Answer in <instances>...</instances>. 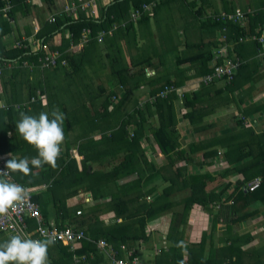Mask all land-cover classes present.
<instances>
[{
	"label": "crops",
	"instance_id": "0c3cea01",
	"mask_svg": "<svg viewBox=\"0 0 264 264\" xmlns=\"http://www.w3.org/2000/svg\"><path fill=\"white\" fill-rule=\"evenodd\" d=\"M0 1L3 2V5L0 6V157L5 162L11 158L10 154L16 158H29V167L32 171L27 175L18 171H10L9 180L23 188H31V198L35 194L40 195L43 208L39 206V203L34 202L39 206L47 222L53 221L59 227L74 228L69 218L61 220L57 217L56 212L59 210V205L63 204L64 207L74 211L76 215H80L83 210L108 200V197L95 198L89 189H76L78 185L68 181L59 183V180L67 178V169L64 166L55 168L48 164L40 168L32 166L31 158L38 156V152L33 145L28 144L21 137L16 129V122L21 119L20 113L38 117L41 112H44L50 115V119L52 118L51 113L55 110L63 113L65 138L60 145L57 164H61L60 159L64 158L67 152L69 156L66 159L69 157L76 159L77 169L74 170L77 172L81 168L80 159L84 154L80 147L86 140L98 135L96 124L115 125L116 127L127 112L135 114L136 111L145 109V112L147 111L150 116L153 114L147 122L149 125L146 129L147 132L139 141L145 151L147 161L155 162L161 166L168 162V157H171L172 154L176 158L191 156L192 160L189 162L185 159L177 160L174 168L182 169L184 177L193 176L196 173L207 174L209 177L206 179L205 190L207 192L212 190L216 193L222 192L220 197L217 195L205 205L193 202L188 197H184L190 193L191 186H181L174 172L173 180L177 182V185L172 186L174 191L168 198L170 205L168 210L188 212L186 224H180L179 227L184 232V246L197 242L205 232L208 234L214 227L215 240L212 239L215 241L214 247L229 245L230 241L221 240H230L231 236L237 235L239 260H243L244 264H264V203L254 201V197L244 200L236 195L241 192L248 199L247 183L254 178L261 179L262 169H264V157L261 155L264 152V55L262 54L264 46L257 39L249 37L252 34L259 35L264 32V24L261 26L258 23H255L254 26L250 25V17L259 14V12L264 14V0L141 1L144 3L158 1L157 6L147 12L152 17L149 22L145 23L146 33L142 22L132 21L136 35L133 34V29L130 32L129 30L122 32L126 34L122 35L119 26L125 28L128 23H132L129 22L130 14L136 8L133 1L128 0L120 7L122 11H125V20L116 22L111 27L96 30L94 35L92 32L95 30L85 25L81 27L80 34L75 39H73V33L68 25L81 19L89 22L102 21L106 18L107 8L114 3V0H94V3L87 0H25L28 5L27 9L15 6L11 0ZM84 3L89 4L87 9L81 8L85 6ZM70 7L76 9L75 14L67 15L65 13V9ZM91 10H93V16L89 14ZM235 10L247 12L246 18L241 22H228L239 24L247 31H254H249L250 34L239 37L237 41L228 39L229 28L226 26L228 22L223 25L225 27L215 25L214 23L217 21L211 17L221 11L234 12ZM159 11L162 12L167 24V27L162 31L158 29L155 18ZM109 17L111 18V15ZM152 21L156 24L155 28H153ZM83 28L90 29L86 42L81 41ZM100 35L101 40L99 41L98 36ZM46 37L49 49L56 50L60 54L57 64L60 67L59 72H55L51 66L42 67L40 61L42 53L35 51V48L32 50L30 48L29 43L36 40L45 43ZM149 37L153 39V42L147 44ZM162 38L169 43L164 42ZM63 39L69 42L68 47L64 49L65 55L67 52L70 55H79L83 52L85 54L86 61L81 69L72 76L67 74L70 70L69 60L59 49ZM113 39L116 44H111L114 42ZM92 40L97 43L91 42ZM157 41L159 43L156 44ZM197 42H204L210 47L208 48L209 55L213 50L225 46L230 57H237L241 61L240 67L230 82L220 79L204 85L201 77L205 68L200 65L199 61L177 63V53L186 59L199 53L196 47H192V44ZM19 43L22 44L21 47L17 45ZM116 47L118 51L115 50ZM17 50L22 51V55L29 56L21 58L22 56L17 54ZM162 51L164 53L159 54ZM112 52H116L119 56L118 65L128 67L134 61L146 59L153 62L159 54L163 58L164 66L157 69V62H154L157 63L156 65H145L142 70L145 77L140 78V71L136 69L137 71L135 70L133 76L127 79L125 85L113 83L115 85L113 87L109 84L114 80L109 74L108 66L109 57H115L111 55ZM21 59L23 60L21 61ZM61 60H64L65 63L62 64ZM207 66L210 67L209 61H207ZM102 70H106L104 73H108L107 80L100 78ZM161 73L162 76L159 79ZM167 78L174 81L169 84L173 85L174 89L168 96L172 99L175 115L174 126L177 130L175 152L168 155L160 151L151 131H149L151 127L158 126V117L154 107L151 106L153 105L152 99H156V95L168 85L165 83ZM97 80L99 82L96 84L97 92L94 96L102 94V90L111 91L112 87L114 91L121 95L127 94V96L126 100L121 103L120 112L115 113V106L110 103V105L108 104L109 109L99 113L100 117L93 122L92 118L102 108L101 101H94L90 104L87 102V108H85L82 105L86 103L87 99L89 100L88 93L79 87L83 88L85 84L96 83ZM137 80L140 82L136 87L134 84ZM78 84L81 85L77 87ZM157 88L159 89L156 90ZM99 90H101L100 93ZM75 94L78 95L71 103L70 99L74 98ZM73 95L75 96L71 97ZM64 96L67 97L63 98ZM187 98H192L190 106L185 105ZM51 102L54 105L50 107L49 103ZM187 112H192L195 119L188 121L184 117ZM239 116H243L244 120H240ZM133 126V123L128 125V130L133 132ZM259 135L261 136L260 140L250 143V138L254 140V137ZM262 139L263 143H260ZM238 143H242L243 146L238 154L234 155V159H236L234 161L237 162L234 164L230 162L227 154H229V149ZM206 146L210 147L205 149ZM210 148L217 149L215 155L202 157L203 153H206ZM148 153L151 158L147 155ZM245 167H248V170L241 169ZM17 176L20 179H17ZM144 176H152V174L144 172ZM245 176H248L249 179L243 181ZM136 177L137 175L132 174L121 181ZM166 178L163 174L160 179L157 176H152L144 184L143 191L153 186L156 188L144 196L146 202L156 199L164 200L160 197L161 190L171 187V184L165 181ZM87 193L91 194L89 201L84 200V195ZM235 203L239 206L238 215L241 216L238 221L234 220L237 214L229 209ZM77 210L81 211L80 214H77ZM109 214L111 213L101 217L106 224L113 217H110ZM216 215L219 216V221L213 223V218ZM170 220L171 216L164 214L155 222L147 224L145 235L148 239L142 240L140 243L137 241L131 249L126 243L117 244L104 237L100 238L112 244L118 257L131 259L137 256L141 264H158L157 260L171 249V242L168 240ZM74 229L82 230L87 234L84 228ZM176 231L175 229L172 233H176ZM11 236L0 233V243L5 242ZM62 243L68 247V251L71 253L70 262L72 264H84L87 263V260L96 261L97 259L96 254L91 251L77 252L81 248L82 242L73 250L68 244ZM121 244L126 246L124 251L119 249ZM94 246L100 256L99 264H109L105 254L100 252L95 244ZM180 262L176 264H189L186 254H182ZM65 263L67 264L68 261ZM229 263V260H223L216 264Z\"/></svg>",
	"mask_w": 264,
	"mask_h": 264
},
{
	"label": "trees",
	"instance_id": "16d2710c",
	"mask_svg": "<svg viewBox=\"0 0 264 264\" xmlns=\"http://www.w3.org/2000/svg\"><path fill=\"white\" fill-rule=\"evenodd\" d=\"M127 1L128 0H114V3L107 8L106 18L100 22H89L84 19L71 22L68 26L73 33V39L79 36L81 27L85 25L90 26V28L92 27L93 30H95L94 32H92V34L94 35L96 33V30L111 27L114 23L125 20V11H122L120 7L127 3ZM132 1L135 7H138L142 3H144L141 1L148 0ZM163 1L166 0H162V2ZM11 2L15 6H21L25 9L28 8L25 0H11ZM1 5H3V2L0 1V6ZM149 14L150 13H145V15L143 14L141 16L142 18L140 17L141 19L139 18L137 20L138 22H142L141 24L143 25L142 27L144 28L145 33V23L147 21L149 22V19L152 17V15ZM110 15L111 18L109 17ZM60 22L62 23V20ZM129 22L132 21L129 20ZM250 22V25L254 26L255 23H258L261 26L262 24H264V14L259 12V14L253 15L252 17H250ZM214 24L223 26L227 24V22L222 23L217 21ZM57 25L59 24L57 23ZM226 26H228L229 28V32L227 33L228 39H231L233 41H237L239 37L250 34L249 31H253H247L239 24L232 22H228V25ZM119 28H121V33L128 30L130 32L133 29V22L128 23V26H126L125 28H122L121 26H119ZM133 34L136 35V31L134 29ZM122 35L126 34L122 33ZM46 41L47 37L45 38V42ZM91 42L97 43L94 40H92ZM168 43L169 42H167V44ZM68 44L69 42L63 39L59 49L63 52L64 57L68 58L69 60L70 70L67 74L68 76H72V74L81 69L86 59L84 52L79 55H70L67 52L65 55L64 49L68 47ZM111 44H116L115 40ZM192 47H196L199 50V53L187 59L183 58L180 54L177 53V63L184 64L188 62L192 63L199 61L200 65L205 68L203 73H207L211 70V66H207V61L211 62L212 59V54H208V48L210 47L207 46V44L204 42L194 43L192 44ZM115 50H117V47ZM21 52L22 51L17 50V54H20V56H22L21 58H27L29 56L22 55ZM160 53L163 54L164 52L162 51L159 52V54ZM159 54L156 56L157 58L153 62H150V60L148 59L142 61H134L131 66L127 67L126 65H118L119 61L117 59H119V56L116 52H112L111 55L115 57H109L108 66L110 68L109 74L114 81L109 83L111 84L110 86L113 85L114 87L115 85L113 83H116L118 85H125V83H127V79L133 76L136 69L140 71V78H142L143 76L145 77V73L142 71L145 65H156L158 63L156 65L157 69L160 66H164L163 58ZM22 60L23 59H21V61ZM57 64L55 66H51V68H53L55 72H59L60 67H58ZM104 71L106 70H102L103 73L100 71V78H104L107 80L108 73H104ZM161 76L162 73L160 74L159 79H161ZM139 82L140 81L137 80L134 85L136 87L139 86ZM171 82L174 81H172L170 78H167L165 80V83H168V85ZM113 87L110 89L111 91L105 92L104 90H102V94L95 96L92 95L93 99L96 102L101 101L102 104L101 110L98 111L97 115L92 118L93 122L100 117L99 113H103L104 110L109 109L108 104L110 105V103L114 104L115 113L121 111V103L126 100L127 94L121 95L117 91H114ZM158 89L159 88H157L156 90ZM100 92L101 90H99V93ZM154 100L155 101H153V105L151 106L154 107L155 113L158 117V126L151 127L149 131H151L152 137L154 138V141L158 145L160 151L168 155L169 153L175 152V143L177 138V130L174 126L175 115L172 99L169 96L166 99H163L156 95V99ZM190 100H192V98L185 99V105L190 106ZM87 102L91 103L94 101L88 100ZM87 102L82 106L87 108ZM52 105H54L52 102L49 103L50 107ZM191 113L192 112H187L184 116L188 121H192L195 119V115ZM152 116H150L147 111L145 112V109H142L141 111H136L135 114L127 112L125 114V117L122 118L119 123H117L116 127L115 125L103 126L96 124L98 135L94 138L86 140L80 147V150L83 151L84 154L82 155V159H80L81 168L77 172L74 170L77 169L75 163L76 159L73 157H69V159H66V157L69 156V154L66 152V156L60 159L61 164H57V166H64L65 169H67V178L59 180V183L62 184L66 181L74 183V185H78L76 186V189H89L95 198L108 197V200L101 201L99 204L83 210L80 215H76L74 211L72 212L70 209L64 207V205L61 204L59 205V210H57L56 212L57 217L61 220L69 218V221L74 225V228H84L87 233L86 235L94 240L100 237H104L107 240H110L117 244L126 243L128 248L131 249L133 244H135L137 241L138 243H140L142 242V240L148 239V237L145 235V227L147 224L155 222L164 214H169L171 216V222L168 228V240L171 242V249L170 251L165 252L164 255H162L157 260L158 264H176L181 261L182 254L187 255L189 264H216L222 262L223 260H229V264H244L243 260H239L237 235L231 236L230 240H221L224 242L230 241L229 245L214 247V227L208 234L207 232H205L199 241L189 243L188 245L186 244L184 246V232L182 228L179 227L180 224H186L188 212L173 211L171 209L168 210L170 208L168 198L171 192L174 191L172 189V186L177 185V182L173 180L174 172L176 173L175 175L177 176V179L179 180L181 186H191L190 193L188 195H185L184 197H188L189 200H193V202L205 205L211 199L216 198L217 195L218 197H220L222 195V192L216 193L213 192V190L211 192H207L205 190L207 181L206 179L207 177H209L207 174L196 173L193 176L184 177L185 174L183 173L182 169L174 168V164L177 160L185 159L189 162L192 160L191 156H187L186 158H176L175 155L172 154L171 157H168V162L163 165L161 164V166H158L155 162L147 161V156L139 141H141V138L145 135L144 123L149 122V118ZM131 123H133L134 125L132 132L133 136L129 137L130 132L128 130V125H130ZM260 138V135L255 136L254 140L250 138V143L254 142L255 140H260ZM246 143L248 142L246 141ZM260 143H263V139ZM242 146V143H238L236 146H233L231 147V149H229V154H227V156L229 157L231 163H237L234 161L236 160L234 159V155L238 154ZM208 147L210 146H206L204 148L206 149ZM216 151L217 149L210 148L206 151V153H203L202 157H213ZM261 155L262 157H264V152H262ZM241 169H244V171H246L248 170V167ZM144 172H150L152 176H157L159 179L161 178V174L167 177L165 181L169 182L171 184V187H165V189L161 190L160 197L161 199H164L163 201L156 199L152 202H146V200L144 199V196L146 194H149L156 189L155 186H153L143 191L144 184L148 182L152 177H145ZM132 174L137 175V177L127 181H121L123 178ZM261 177L262 183L260 184L259 188L252 192H249L248 199L241 192H238V194L236 193V195L243 198L244 200H249L251 199V197H254V201L258 203H264V169H262ZM17 179H20L19 176H17ZM248 179V176H245L243 178V181H246ZM179 188L181 187L179 186ZM224 191H226V189ZM32 199L36 203H39V206L43 208V203L40 195L35 194L32 196ZM236 204L237 203L232 205L229 209L237 214L234 220L238 221L240 220L241 216L238 215L239 206H237ZM108 213H111L109 214V216L113 217L109 220V223L106 224L101 217L104 214ZM117 219L120 220L117 221ZM213 219V223H216L217 221H219V216L216 215ZM175 229L177 230L176 233H172V231H174ZM89 251L95 253L97 259L96 261L87 260V263L84 264H99L100 256L98 255L94 244L91 242H87L86 240H82V246L79 250H77V252L86 253ZM67 261V264H72L70 262L71 253L68 251V247L65 244H63L62 242H55L48 247L47 264H66L65 262Z\"/></svg>",
	"mask_w": 264,
	"mask_h": 264
},
{
	"label": "built area",
	"instance_id": "2783aa9c",
	"mask_svg": "<svg viewBox=\"0 0 264 264\" xmlns=\"http://www.w3.org/2000/svg\"><path fill=\"white\" fill-rule=\"evenodd\" d=\"M87 1L94 3V0H87ZM157 2L158 1L142 3L140 6L133 9V11L130 14V20L136 22L143 14L153 10L157 6ZM84 5L85 6H82L81 8L87 9V6L89 4L84 3ZM248 12L250 11L248 10ZM65 13L67 15L75 14L76 9L73 7L67 8L65 9ZM89 14L90 16H93V10H91ZM246 16H247V12L241 10H235L234 12L221 11L216 15H212L211 17L215 21L241 22L246 18ZM89 34H90V29L83 28L81 34V41L86 42L89 38ZM249 37L257 39L264 46V32L259 35L252 34ZM98 40L99 41L101 40V35L98 36ZM17 45L19 47L22 46V44L20 43ZM29 45L31 50L32 48H35V51L42 53V56L40 58L42 67L48 68L50 66H55L58 63L60 57L59 52L56 50L49 49L48 44L46 42L44 43L40 40H36L29 43ZM262 54L264 55V49L262 51ZM60 62L62 64L65 63L64 60H61ZM240 65H241V61L237 57H230L227 53V48L225 46L219 48L218 50L215 49L212 51V59L210 62L211 70L202 75L201 81L204 85H208L220 79L230 82L233 79L234 75L236 74ZM0 70H1V66H0ZM173 89H174L173 85H166L164 89L161 90L157 95L161 98H165L167 97L168 94H170L171 91H173ZM152 101H154V99H152ZM239 119L242 121L244 120L243 116H239ZM129 132H130L129 136L132 137L133 136L132 131L129 130ZM4 165H5V160L2 157H0V169H3ZM7 178L8 179L10 178V172ZM260 184H261V179L254 178L247 183L246 190L252 192L257 188H259ZM24 189L26 190L27 193L24 202L13 209H9L8 215L0 216V233H6L9 235L22 234L26 238L39 239V240H44L51 237L54 239L55 242H64L68 244L71 250L75 249L80 244V242H82V240L85 239L95 244L98 250L103 254H105L109 264H141L137 256H134L131 259L118 257L116 255V250L113 248L112 244L107 242L105 239L99 238L94 240L88 237L82 230H76L70 226L59 227L53 221L47 222L44 219L39 206L31 198L32 189L31 188H24ZM84 200L85 201L91 200V194L90 193L85 194ZM80 212H81L80 210H77V214H80ZM41 230H43V232L46 235H42ZM119 249L124 251L126 249L125 244H121L119 246Z\"/></svg>",
	"mask_w": 264,
	"mask_h": 264
},
{
	"label": "clouds",
	"instance_id": "9594fccd",
	"mask_svg": "<svg viewBox=\"0 0 264 264\" xmlns=\"http://www.w3.org/2000/svg\"><path fill=\"white\" fill-rule=\"evenodd\" d=\"M21 119L16 122V129L21 137L33 145L38 156L31 158V165L40 168L48 164L55 168L60 155V145L64 141L63 113L55 110L49 118L48 113L41 112L38 117L20 113ZM3 169H0V216L8 215L9 209L22 204L27 195L26 190L11 182L7 177L9 172L29 174V158H16L10 154ZM42 235H46L41 230ZM54 239L39 240L26 238L22 234L12 235L0 243V264H47L48 247L54 244Z\"/></svg>",
	"mask_w": 264,
	"mask_h": 264
},
{
	"label": "rangeland",
	"instance_id": "374dc122",
	"mask_svg": "<svg viewBox=\"0 0 264 264\" xmlns=\"http://www.w3.org/2000/svg\"><path fill=\"white\" fill-rule=\"evenodd\" d=\"M156 23H157V26H158V29L160 30L161 29V31H162V29H164L165 27H167V24H166V22H165V20H164V18H163V16H162V12H157V16H156ZM152 24H153V28H155V26H156V24H155V22L154 21H152ZM160 31V32H161ZM162 33V32H161ZM162 40L163 41H166V40H164L163 38H162ZM153 42V39L151 38V37H149L148 38V43L147 44H150V43H152ZM157 43H159L158 41L156 42V44ZM96 83H91V84H85L84 86H83V88H81V86L79 87V85H81V84H78L77 85V87H79L80 89H82L83 91H85V92H87L88 93V97H89V100L90 101H95L94 99H93V96L92 95H94V94H96V92H97V90H96V84H97V82H99L98 80L97 81H95ZM77 83V82H76ZM73 88H75V87H73ZM75 89H77V88H75ZM79 92H81L80 90H79ZM75 93H77V90H75ZM76 95V94H75ZM75 95H73V96H71V97H74ZM78 95V94H77ZM77 95L74 97V98H71L70 99V102L72 103L73 101H75V98L77 97ZM67 96H64L63 98H66ZM87 101H88V99H87ZM86 101V102H87ZM88 104H90V103H88ZM79 108V107H78ZM50 116V115H49ZM64 124H63V126H62V128L64 129L65 128V122H63ZM76 134H77V132H76ZM148 156H149V158H151L150 157V155H149V153L147 154ZM190 233H192V232H190ZM199 240V239H198ZM197 240V241H198Z\"/></svg>",
	"mask_w": 264,
	"mask_h": 264
},
{
	"label": "water",
	"instance_id": "95a60500",
	"mask_svg": "<svg viewBox=\"0 0 264 264\" xmlns=\"http://www.w3.org/2000/svg\"><path fill=\"white\" fill-rule=\"evenodd\" d=\"M149 127V125L147 123H144V128H145V133L147 132V128Z\"/></svg>",
	"mask_w": 264,
	"mask_h": 264
}]
</instances>
